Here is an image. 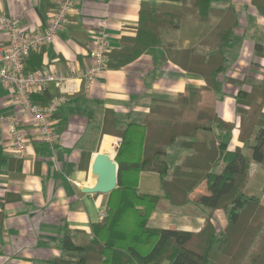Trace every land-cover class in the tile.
I'll list each match as a JSON object with an SVG mask.
<instances>
[{
	"label": "crops",
	"instance_id": "crops-1",
	"mask_svg": "<svg viewBox=\"0 0 264 264\" xmlns=\"http://www.w3.org/2000/svg\"><path fill=\"white\" fill-rule=\"evenodd\" d=\"M142 2L78 0L70 17L71 24L51 46L44 48L42 67L71 79L65 104L51 118L57 135L53 145L44 142L33 120L22 117L11 88L0 82V264L53 261L62 252L59 240L64 235L63 226L76 232L78 238L88 237L91 226L101 221V213L107 214L109 194H88L83 190L93 188L97 183L92 173L95 156L102 153L115 161L121 139L95 133L94 118L100 122L104 111L110 109L122 121L138 123L153 104L172 102L186 94L189 88L205 86L202 76L186 72L171 61L163 63L167 52L158 48L146 51L120 70L107 69L92 88L86 90L81 76L90 63L88 53L100 23L108 21L112 48H119L122 37L136 36ZM216 5H232L239 17L234 41L226 45L232 52V63L218 78L219 91H204L201 102V106L212 107L225 122L235 124L231 130L214 126L219 139V155L211 172L221 175L227 168L226 153L240 149L243 156H252L250 145L239 137L236 96L241 89L249 91L264 79V58L255 53L256 43H264V17L251 0H221ZM54 9L53 0H0V14L7 15L27 31L45 28ZM165 37L179 39L180 32H171ZM190 43L191 39L185 38L182 45L187 47ZM49 91L59 95L54 86ZM91 111L92 117L89 116ZM11 116H18V128L29 142L25 158L14 154L8 123L1 121V118ZM106 144L109 151L104 150ZM191 153L192 149H171L168 161L173 164L176 156ZM236 167L239 171L244 169L241 161ZM256 169L253 164L251 173L254 174ZM218 182L213 188L203 182L191 195L192 200H217L220 196ZM213 215L218 229H224L228 223L224 211L216 210ZM204 218V211H200L195 203L175 207L162 199L148 226L199 232L205 226Z\"/></svg>",
	"mask_w": 264,
	"mask_h": 264
},
{
	"label": "trees",
	"instance_id": "trees-1",
	"mask_svg": "<svg viewBox=\"0 0 264 264\" xmlns=\"http://www.w3.org/2000/svg\"><path fill=\"white\" fill-rule=\"evenodd\" d=\"M220 1L143 0L136 36L122 37L120 47L111 49L108 69L120 70L146 51L163 48L167 52L163 63L171 61L200 75L206 84L189 88L172 102L153 104L138 123L122 121L110 109L100 122L94 118L95 133L121 139L115 157L118 188L109 194L106 217L91 226V236L78 238L63 226L61 255L46 264H264V79L236 96L239 137L250 145L252 156H243L240 149L228 152L226 170L221 175L211 172L219 155L214 126L235 127L212 107L201 106L203 92L219 91L218 78L233 60L226 45L234 41L239 17L232 5L218 7ZM251 2L264 17V0ZM171 32H180L179 39L165 37ZM185 38L191 39L187 47L182 45ZM43 52L44 48L32 52L24 60L26 74L43 70ZM255 53L264 58V43H256ZM57 96L47 89L31 98L46 107ZM177 148L193 153L178 155L170 164V150ZM104 150H110L108 144ZM239 161L242 171L236 167ZM218 180L217 200H192L203 182L213 188ZM162 199L175 207L195 203L209 209L204 228L199 232L150 228L149 220ZM216 210L227 217L222 230L213 215Z\"/></svg>",
	"mask_w": 264,
	"mask_h": 264
},
{
	"label": "built area",
	"instance_id": "built-area-1",
	"mask_svg": "<svg viewBox=\"0 0 264 264\" xmlns=\"http://www.w3.org/2000/svg\"><path fill=\"white\" fill-rule=\"evenodd\" d=\"M55 9L50 14L49 23L45 28L36 31L21 29L7 15L0 14V82L11 88L15 104L21 108L23 118L33 120L36 128L42 135L44 142L53 145L56 133L53 129L51 118L57 114L66 102L69 93L70 78L43 68L42 71L26 74L24 60L32 52L51 46L59 34L71 24L78 0H53ZM108 21L100 23V30L89 50L90 63L81 76L86 90H90L98 78L108 69V56L112 49V37L107 30ZM54 86L59 95L49 106L33 103L31 95ZM7 121L8 133L11 139L14 154L25 158L29 142L25 134L18 128V116L1 118ZM106 217V212L101 213L100 219Z\"/></svg>",
	"mask_w": 264,
	"mask_h": 264
},
{
	"label": "water",
	"instance_id": "water-1",
	"mask_svg": "<svg viewBox=\"0 0 264 264\" xmlns=\"http://www.w3.org/2000/svg\"><path fill=\"white\" fill-rule=\"evenodd\" d=\"M119 167L110 156L98 153L92 165V173L97 178L95 187L84 189L88 194H111L118 188Z\"/></svg>",
	"mask_w": 264,
	"mask_h": 264
},
{
	"label": "rangeland",
	"instance_id": "rangeland-1",
	"mask_svg": "<svg viewBox=\"0 0 264 264\" xmlns=\"http://www.w3.org/2000/svg\"><path fill=\"white\" fill-rule=\"evenodd\" d=\"M164 202V201H163ZM159 205V204H158ZM200 211H204V213H205V215H206V213H208L209 211L207 210V209H203V208H200ZM204 220H205V218H204ZM205 224H206V222H205Z\"/></svg>",
	"mask_w": 264,
	"mask_h": 264
}]
</instances>
